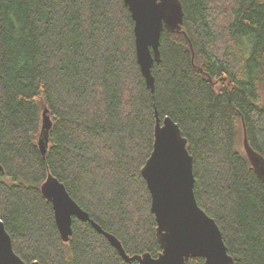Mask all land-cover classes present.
I'll return each instance as SVG.
<instances>
[{
    "label": "trees",
    "instance_id": "trees-1",
    "mask_svg": "<svg viewBox=\"0 0 264 264\" xmlns=\"http://www.w3.org/2000/svg\"><path fill=\"white\" fill-rule=\"evenodd\" d=\"M178 1L151 91L123 0H0V220L25 264H138L103 233L129 257L158 254L140 173L155 114L186 139L196 202L234 264H264V182L243 146L264 160V0ZM48 174L102 232L73 217L61 237L40 189Z\"/></svg>",
    "mask_w": 264,
    "mask_h": 264
},
{
    "label": "water",
    "instance_id": "water-1",
    "mask_svg": "<svg viewBox=\"0 0 264 264\" xmlns=\"http://www.w3.org/2000/svg\"><path fill=\"white\" fill-rule=\"evenodd\" d=\"M132 21L136 60L145 84L153 91L151 67L160 60V35L163 27L173 30L182 24V7L178 0H123ZM51 120L44 109L37 147L44 155L48 144ZM178 125L169 117L162 121L155 114L152 150L140 168L150 195L154 215L155 237L160 247L153 257L148 252L128 256L120 243L103 233L125 259L138 264H184L188 258L201 257L204 264H234L214 219L197 204L194 192L192 156ZM245 153L264 182V160L243 139ZM3 167L0 164V172ZM41 193L51 202L56 226L63 239L71 233L72 218L89 221L102 232L69 196L64 185L51 175L41 184ZM0 264H25L12 248L9 234L0 220ZM30 264H38L32 262Z\"/></svg>",
    "mask_w": 264,
    "mask_h": 264
}]
</instances>
